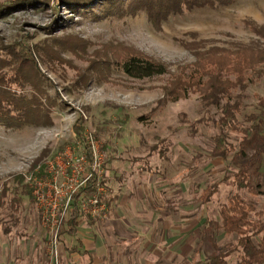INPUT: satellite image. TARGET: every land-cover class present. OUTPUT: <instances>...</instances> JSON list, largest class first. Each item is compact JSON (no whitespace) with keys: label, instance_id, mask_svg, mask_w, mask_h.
I'll use <instances>...</instances> for the list:
<instances>
[{"label":"rangeland","instance_id":"obj_1","mask_svg":"<svg viewBox=\"0 0 264 264\" xmlns=\"http://www.w3.org/2000/svg\"><path fill=\"white\" fill-rule=\"evenodd\" d=\"M3 7L0 56L13 62L3 72L17 79L18 92L38 95L51 124L0 123V190L2 183L9 187L0 210V264H49L51 214L96 153L102 172L98 178L96 168L93 176L105 188L108 215L80 218L78 230L90 239L92 258L70 253L79 234H62L66 215L58 230L57 264H207L214 248L203 235L206 219L215 222L213 238L223 247L235 240L223 232L219 216L232 194L264 208V156L250 189L223 183L245 158L210 155L219 109L205 108L197 90L176 100L164 90L195 61V52L258 39L251 24L264 27V0L192 9L159 27L140 10L82 16L54 0H0ZM125 48L164 63L168 73L125 75L112 55L121 56ZM246 95L243 112L264 115V77L250 83ZM237 137L232 132L229 141L236 144ZM19 174L23 182H17ZM213 184L217 192L203 202L202 191Z\"/></svg>","mask_w":264,"mask_h":264},{"label":"trees","instance_id":"obj_2","mask_svg":"<svg viewBox=\"0 0 264 264\" xmlns=\"http://www.w3.org/2000/svg\"><path fill=\"white\" fill-rule=\"evenodd\" d=\"M234 2L235 0H54L57 7L61 5L82 16L94 15L95 10L101 12L122 10L132 13L140 10L146 13L149 21L156 27L171 15L182 14L196 8L228 7ZM9 5L10 3L4 6ZM6 7L0 8V17L5 14ZM251 25L258 39L249 43H233L231 47L214 46L202 52H195V61L182 67L170 82L169 88L164 89L165 94L172 96L173 100L184 95L187 90H197L202 93L200 100L205 108L219 109L221 114L217 118L219 132L214 138L210 155L216 160H225L232 153L234 157L245 158L236 172L222 180L237 190L250 189L253 176L259 173L264 156V115L243 112L244 101L247 98L246 89L255 79L264 77V43L260 42V39L264 40V27L255 23ZM123 52L119 57L114 52L112 55L120 71L127 76L141 79L168 73L167 66L160 61L129 48L123 49ZM9 63L0 56V123L4 126L21 123L50 125V111L41 106L38 95L28 98L18 92L13 87L17 79L9 78L8 73L3 72V69L13 62ZM16 63L18 64V58L15 60ZM81 129L82 125H78L76 132L80 140ZM232 132L239 135L236 144L229 141ZM83 146L87 149L85 143ZM249 150L253 152L248 156ZM86 152L91 161L88 149ZM41 173H45L44 168ZM16 180L23 182L24 176L19 174ZM96 182V177L92 176L72 195L67 227L62 231L66 238L78 235L80 201L94 192ZM1 187L0 210L7 199L9 189L7 183H2ZM217 190V184L206 187L200 196L202 201L208 202ZM14 200L16 199L12 198L10 201ZM219 216L223 221V232L226 235H234L235 240L223 247L218 246L211 228L215 222L206 219L203 235L211 241L214 248V251L206 255V263L229 264V258L234 257L235 264H264V208L257 209L250 200L237 192L220 206ZM58 240L62 242L61 237ZM77 246H74L70 253L76 252Z\"/></svg>","mask_w":264,"mask_h":264},{"label":"built area","instance_id":"obj_3","mask_svg":"<svg viewBox=\"0 0 264 264\" xmlns=\"http://www.w3.org/2000/svg\"><path fill=\"white\" fill-rule=\"evenodd\" d=\"M101 155L96 153L94 156V161L91 164H88L87 171L83 174L78 173L81 178L79 181L75 179L76 185L75 187L71 188L68 192L63 195L62 199L63 205L59 208V211H56L51 214L52 222L50 223V242L49 245L51 246L50 249V257H49V264H57L58 262V253L56 251V245L58 242V230L63 218L68 215V211L70 209V201L72 195L78 192V190L94 175L96 170L98 169L97 176L100 178L101 170H99V166ZM97 168V169H96ZM107 195L105 188L100 185L96 186L94 192L89 195L88 197L82 199L79 204V212L81 216H87L89 219L92 220H100L104 219L108 215V203H107ZM49 223V220L47 221Z\"/></svg>","mask_w":264,"mask_h":264},{"label":"crops","instance_id":"obj_4","mask_svg":"<svg viewBox=\"0 0 264 264\" xmlns=\"http://www.w3.org/2000/svg\"><path fill=\"white\" fill-rule=\"evenodd\" d=\"M81 224V223H80ZM81 227V225H80ZM86 230H90V226H86ZM78 240H77V251L76 252H73L71 254H77L79 255V253H81L83 256H87V258H92V256H90V248L87 247V241H90V239L88 237H86V232H84L83 229L80 228V231L78 230ZM81 254L79 256H81ZM90 260V259H89ZM91 262L89 261V263L87 264H90Z\"/></svg>","mask_w":264,"mask_h":264}]
</instances>
